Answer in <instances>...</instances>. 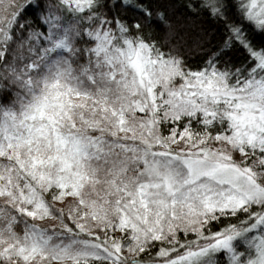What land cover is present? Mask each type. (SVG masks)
Instances as JSON below:
<instances>
[{
	"label": "snow or ice",
	"instance_id": "snow-or-ice-1",
	"mask_svg": "<svg viewBox=\"0 0 264 264\" xmlns=\"http://www.w3.org/2000/svg\"><path fill=\"white\" fill-rule=\"evenodd\" d=\"M0 264H264V0H0Z\"/></svg>",
	"mask_w": 264,
	"mask_h": 264
},
{
	"label": "trees",
	"instance_id": "trees-1",
	"mask_svg": "<svg viewBox=\"0 0 264 264\" xmlns=\"http://www.w3.org/2000/svg\"><path fill=\"white\" fill-rule=\"evenodd\" d=\"M198 23H202L205 28H208L210 31L215 33L213 38H212V43L213 44H217V43L221 42L224 39V36L221 33V31L216 29L215 26L212 25L210 22H208V21H198Z\"/></svg>",
	"mask_w": 264,
	"mask_h": 264
}]
</instances>
